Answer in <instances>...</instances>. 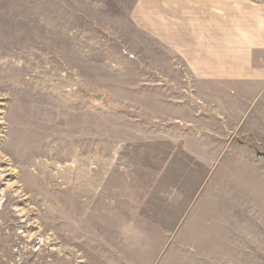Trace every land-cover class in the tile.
<instances>
[{"label": "rangeland", "instance_id": "rangeland-1", "mask_svg": "<svg viewBox=\"0 0 264 264\" xmlns=\"http://www.w3.org/2000/svg\"><path fill=\"white\" fill-rule=\"evenodd\" d=\"M190 2L0 0V264H264V98L188 79Z\"/></svg>", "mask_w": 264, "mask_h": 264}, {"label": "crops", "instance_id": "crops-1", "mask_svg": "<svg viewBox=\"0 0 264 264\" xmlns=\"http://www.w3.org/2000/svg\"><path fill=\"white\" fill-rule=\"evenodd\" d=\"M222 3L191 0L194 13H189L184 21L193 33L173 32V39L182 47L179 51L193 59L194 72L188 79L205 89L237 86L247 80L248 86L257 88V96L264 98V0L227 2L225 18L218 24L221 15L217 5L223 6ZM198 12L203 14L198 16ZM185 36L193 38V43H186Z\"/></svg>", "mask_w": 264, "mask_h": 264}]
</instances>
